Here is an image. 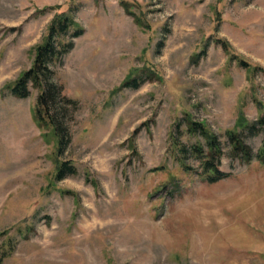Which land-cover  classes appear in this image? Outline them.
Masks as SVG:
<instances>
[{"label":"rangeland","instance_id":"1","mask_svg":"<svg viewBox=\"0 0 264 264\" xmlns=\"http://www.w3.org/2000/svg\"><path fill=\"white\" fill-rule=\"evenodd\" d=\"M62 12L83 34L52 68L76 102L57 157L33 117L38 91L5 86ZM215 39L264 70V0H0V264H264V165L230 156L225 135L261 114L264 72ZM186 116L218 137L229 177L203 181L190 155L192 170L180 165L174 136L203 144ZM262 137L245 138L253 155ZM61 161L77 173L55 181Z\"/></svg>","mask_w":264,"mask_h":264},{"label":"trees","instance_id":"2","mask_svg":"<svg viewBox=\"0 0 264 264\" xmlns=\"http://www.w3.org/2000/svg\"><path fill=\"white\" fill-rule=\"evenodd\" d=\"M124 5V4H123ZM124 9L129 13L126 6ZM83 34V29L73 20V17L65 12L55 14L47 26V31L41 43L34 48V58L31 66L5 89L16 98H26L30 94V87L38 91L33 108V117L39 128L44 133L43 137L50 136L56 143V155L62 156L70 142L65 112L67 105L75 108L76 102L66 98L62 93V87L53 78V65L60 62L74 45L73 40ZM223 51L235 59L237 64L250 74L256 70L264 72L262 68L253 67L250 63L233 55L228 42L223 39H215ZM150 71V70H149ZM137 73L130 75L122 84L123 87L137 89L142 83L151 80L153 72ZM254 104L261 114L253 123H248L240 113L235 129L228 130L225 135L229 144L228 154L240 162L249 163L254 158L264 165V106L257 99ZM187 130L194 137H200L203 144L198 141L187 147L173 137V147L177 151V159L180 165L188 171L192 169L185 164L187 156H192L199 161V175L207 183H216L227 177L228 173L220 169L222 156L221 143L218 137L209 128L200 122H194L188 116L184 118ZM262 133V143L256 154L245 143V138ZM76 168L69 161H61L56 165L54 180L59 181L65 176L75 175ZM96 187V182H91Z\"/></svg>","mask_w":264,"mask_h":264}]
</instances>
